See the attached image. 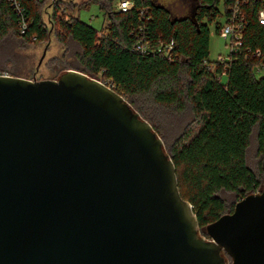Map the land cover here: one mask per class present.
I'll return each mask as SVG.
<instances>
[{
  "label": "water",
  "instance_id": "95a60500",
  "mask_svg": "<svg viewBox=\"0 0 264 264\" xmlns=\"http://www.w3.org/2000/svg\"><path fill=\"white\" fill-rule=\"evenodd\" d=\"M206 233L123 96L77 70L0 75V264H264V188Z\"/></svg>",
  "mask_w": 264,
  "mask_h": 264
},
{
  "label": "trees",
  "instance_id": "16d2710c",
  "mask_svg": "<svg viewBox=\"0 0 264 264\" xmlns=\"http://www.w3.org/2000/svg\"><path fill=\"white\" fill-rule=\"evenodd\" d=\"M21 2L28 17L25 34L13 6L0 0V42L14 37L18 51L20 46L49 49L56 40L66 47L65 54L48 61L56 64L50 77H40L33 62L19 67L12 59L0 65V74L57 80L77 70L123 96L163 140L180 194L193 206L202 235L207 236L210 224L232 214L241 200L262 192L264 72L258 77L257 68L264 65V25L259 22L264 0H193L192 10L182 16L159 0H133L128 11L114 10V0ZM93 3L109 20L100 31L71 15ZM236 10L246 23L243 47L225 62H211L210 26L219 34ZM140 40L152 45L173 42L175 59L135 51ZM69 41L80 47L74 55L78 65L64 62ZM257 50L263 57L256 56ZM164 124L174 129L172 140ZM253 144L256 166L249 162Z\"/></svg>",
  "mask_w": 264,
  "mask_h": 264
},
{
  "label": "rangeland",
  "instance_id": "374dc122",
  "mask_svg": "<svg viewBox=\"0 0 264 264\" xmlns=\"http://www.w3.org/2000/svg\"><path fill=\"white\" fill-rule=\"evenodd\" d=\"M77 2H82L84 0H75ZM120 1V0H119ZM159 2L170 8L174 11L176 15L182 16L188 14L193 7V0H159ZM118 4L113 3L112 8L114 10H119L117 8ZM74 14L79 15L80 19L100 31L104 26L109 24V20L105 15V12L100 8L99 4L93 3L88 9H82L78 11V9L73 11ZM223 22V20H222ZM211 36H210V56L209 59L211 62H217L219 59L226 58L229 59L231 54V45L230 39H224L216 32L215 25L210 26ZM18 42L14 40V37H10L7 40L0 42V65H5L6 60H14L16 63L18 62L19 67H27L31 65V63H35L37 65V70L39 72L40 77H50L53 74V68L56 65L55 63L47 64L50 58L60 57L65 54V48L60 46L56 40L52 41V46L48 49V46H36L33 48H22L21 46L15 51L18 47ZM68 53L67 58L64 61L66 64L74 65L77 64L74 55L80 52V47L71 41L68 42ZM46 51V55L43 58L44 52ZM18 54L19 58H15L13 55ZM43 58V59H42ZM42 60V62H41ZM41 62V63H40ZM262 73H258V77L262 76ZM3 75V74H1ZM8 75V74H4ZM223 82H226V76L222 78ZM167 125V124H166ZM163 131L166 132L167 136L170 140L175 135L174 129L171 125L162 126ZM256 146L253 144L252 148L249 152V162L252 166H256L257 159L255 156Z\"/></svg>",
  "mask_w": 264,
  "mask_h": 264
},
{
  "label": "built area",
  "instance_id": "2783aa9c",
  "mask_svg": "<svg viewBox=\"0 0 264 264\" xmlns=\"http://www.w3.org/2000/svg\"><path fill=\"white\" fill-rule=\"evenodd\" d=\"M9 3L13 6L15 11L19 16V26L22 34L26 33L27 30V11L25 10L21 0H8ZM52 3H55L56 0H49ZM133 6V0H120L118 2L117 8L122 11H128ZM232 17L228 21L223 22V25L220 27L219 35L224 39H230L231 53L238 54L240 49L243 47V37L244 31L246 29L245 18L239 14V11L236 10L232 12ZM72 16L78 17V13L71 14ZM67 14V19L71 17ZM259 22L264 25V7L259 12ZM174 43H160L158 45H152L149 42L138 41L134 47V50L141 54H159L163 53L168 59L174 60L173 55ZM256 56L263 57L259 50L255 51ZM226 58L219 59V62H225ZM264 61V59H263ZM206 64H208L206 62ZM259 73L264 72V65L262 64L257 68ZM1 75V74H0Z\"/></svg>",
  "mask_w": 264,
  "mask_h": 264
},
{
  "label": "crops",
  "instance_id": "0c3cea01",
  "mask_svg": "<svg viewBox=\"0 0 264 264\" xmlns=\"http://www.w3.org/2000/svg\"><path fill=\"white\" fill-rule=\"evenodd\" d=\"M118 2H120L119 0H114V3H117L118 4Z\"/></svg>",
  "mask_w": 264,
  "mask_h": 264
}]
</instances>
